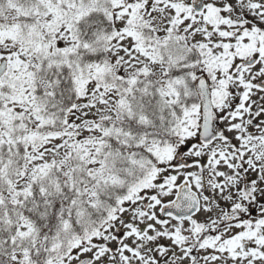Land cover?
Returning a JSON list of instances; mask_svg holds the SVG:
<instances>
[{
	"label": "snow or ice",
	"instance_id": "obj_1",
	"mask_svg": "<svg viewBox=\"0 0 264 264\" xmlns=\"http://www.w3.org/2000/svg\"><path fill=\"white\" fill-rule=\"evenodd\" d=\"M0 264H264V0H0Z\"/></svg>",
	"mask_w": 264,
	"mask_h": 264
}]
</instances>
